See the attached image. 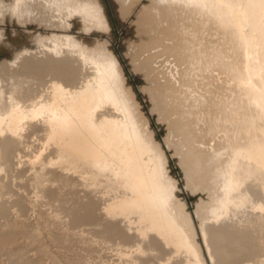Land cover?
I'll list each match as a JSON object with an SVG mask.
<instances>
[{
	"label": "bare ground",
	"instance_id": "6f19581e",
	"mask_svg": "<svg viewBox=\"0 0 264 264\" xmlns=\"http://www.w3.org/2000/svg\"><path fill=\"white\" fill-rule=\"evenodd\" d=\"M0 264H264V0H0Z\"/></svg>",
	"mask_w": 264,
	"mask_h": 264
}]
</instances>
